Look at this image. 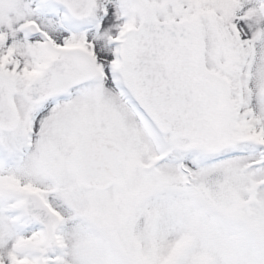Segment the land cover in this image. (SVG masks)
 I'll list each match as a JSON object with an SVG mask.
<instances>
[{"label": "snow or ice", "instance_id": "1", "mask_svg": "<svg viewBox=\"0 0 264 264\" xmlns=\"http://www.w3.org/2000/svg\"><path fill=\"white\" fill-rule=\"evenodd\" d=\"M0 264H264V0H0Z\"/></svg>", "mask_w": 264, "mask_h": 264}]
</instances>
